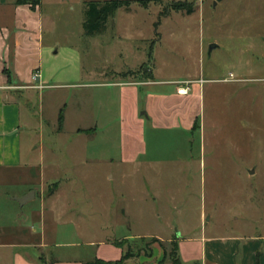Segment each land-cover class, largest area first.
<instances>
[{
	"label": "rangeland",
	"instance_id": "1",
	"mask_svg": "<svg viewBox=\"0 0 264 264\" xmlns=\"http://www.w3.org/2000/svg\"><path fill=\"white\" fill-rule=\"evenodd\" d=\"M82 1L42 0L45 12L54 11L51 24L64 28L49 36L70 47L57 48L62 74L79 65L87 73L81 83L100 82L101 72L109 76L111 70L126 82L149 75L156 82L145 91L168 93L186 85L183 79H197L190 83L200 86L197 128L145 120L144 152L135 162L122 160L119 88L56 90L54 110L69 104L65 128L52 133L44 112L42 140L45 163L57 165L50 182L60 185L69 224L56 225L62 231L47 233L39 250L0 245V264H16L23 250L48 262L93 260L99 256L95 243L106 238L121 242L122 262L172 264L160 242L168 251L181 236L264 237V0H127L128 8H117L93 36L83 31ZM93 118L99 124L94 139L72 131ZM86 146L98 156L84 161ZM30 205L0 209L6 212L0 232ZM44 221L48 232L52 225ZM155 248L159 255L153 256ZM100 252L111 256L106 247Z\"/></svg>",
	"mask_w": 264,
	"mask_h": 264
},
{
	"label": "crops",
	"instance_id": "2",
	"mask_svg": "<svg viewBox=\"0 0 264 264\" xmlns=\"http://www.w3.org/2000/svg\"><path fill=\"white\" fill-rule=\"evenodd\" d=\"M15 1L0 0L1 11L6 16L5 20L0 21V209L21 210L31 205L24 212L17 213L16 221L10 230L3 228V232H0V245L9 247L16 243L24 249L39 250L41 241L45 240L47 233L55 234L62 231L56 228V225L69 224V221L65 220L68 205L60 203L61 199L58 198L61 193L60 185L50 182L57 165L55 162H49L50 165L45 163L47 149L42 140L45 123L41 121L40 115L43 116L44 112L49 114L47 126L51 127L52 133H59L65 128L63 124L69 104H65L64 109L59 103L55 105L58 109L54 110L56 90L98 87L105 84L118 87L120 157L122 160L134 162L145 150L143 140L145 120L156 127H182L185 130H192L199 114L201 96L197 83L190 85L187 94H179L176 90L172 93L145 91L143 86L156 82L147 77L149 75L137 81L126 82L124 78L116 79L119 78L120 71L111 70L114 73L109 76L101 72L100 82L81 83L79 80L87 76V73L80 69L79 65L75 72L62 74L56 63L59 53L57 48L60 47L63 51L70 47L67 43L62 44L56 35L49 36L58 33V30L64 31V28H56L51 24V14L54 11L51 9L50 13L45 12L42 0L35 9L29 4H16ZM55 2L57 3V0ZM74 54L78 56V53ZM77 58L79 61V56ZM4 69L10 71V80L3 72ZM35 73L38 77L33 79ZM34 104L37 110L34 109ZM25 108L31 111L27 117L28 122L23 118ZM61 108L64 110L63 123L59 126L58 115ZM97 127L99 124L93 118L86 124L75 126L72 131L78 136L86 135L87 141L95 138L98 133ZM52 150L50 151L55 152ZM83 150L84 161L88 160V156H98L93 153L94 151L88 152L87 146ZM25 196L28 197L21 204L16 200ZM45 201L48 202L47 206ZM0 213L6 215V212L1 210ZM45 219L52 225L48 232ZM26 221L29 222L26 224ZM110 240L106 238L95 243L99 255L95 258L109 262L105 264H118L116 261L120 259L122 250ZM177 244L182 264H192L194 261L200 264H264V237L261 235L181 236L177 238ZM103 247L111 251V256L101 255ZM155 254L159 255L156 248L153 249V256ZM42 258L37 253L29 254L23 250L16 254V264H44L41 262ZM46 260L45 262H48ZM53 260L55 264L84 262L81 259L61 257H53ZM141 261L132 263L127 260L121 264H143Z\"/></svg>",
	"mask_w": 264,
	"mask_h": 264
},
{
	"label": "trees",
	"instance_id": "3",
	"mask_svg": "<svg viewBox=\"0 0 264 264\" xmlns=\"http://www.w3.org/2000/svg\"><path fill=\"white\" fill-rule=\"evenodd\" d=\"M41 0H16V4H29L32 9H35L37 5H39ZM121 6H125L128 8V2L127 0H86L83 1V15L84 19L82 22V27L84 34L87 36H93L99 33H102L106 28V22L107 20L113 16L115 10ZM177 10H182V7H176ZM187 13L192 11V9H186ZM4 73H6L8 79L10 80L11 73L8 69L3 70ZM63 121V109H60L59 115H58V123L59 126L62 125ZM198 120L195 119L194 124L192 126V130L197 128ZM51 191V189H50ZM111 243L117 247L121 248V242L120 241H111ZM160 245L163 250V255H168L171 259L172 264H182L181 259L178 254V244L177 241L172 242L170 245V249L167 251L166 246L160 242ZM260 253V252H259ZM258 253V254H259ZM122 256L119 260L116 261V263L121 264L123 263ZM41 262L44 264H55V261L45 262L43 258L41 259ZM109 263L105 260L94 258L93 260H88L82 262V264H105ZM192 264H200L198 261H194Z\"/></svg>",
	"mask_w": 264,
	"mask_h": 264
},
{
	"label": "built area",
	"instance_id": "4",
	"mask_svg": "<svg viewBox=\"0 0 264 264\" xmlns=\"http://www.w3.org/2000/svg\"><path fill=\"white\" fill-rule=\"evenodd\" d=\"M38 77V75L35 73L33 74V79H36ZM186 85H180L177 86L176 91L179 94H187L190 90V83H192V81H184Z\"/></svg>",
	"mask_w": 264,
	"mask_h": 264
},
{
	"label": "water",
	"instance_id": "5",
	"mask_svg": "<svg viewBox=\"0 0 264 264\" xmlns=\"http://www.w3.org/2000/svg\"><path fill=\"white\" fill-rule=\"evenodd\" d=\"M28 196H25L23 198H16V200L21 204Z\"/></svg>",
	"mask_w": 264,
	"mask_h": 264
}]
</instances>
